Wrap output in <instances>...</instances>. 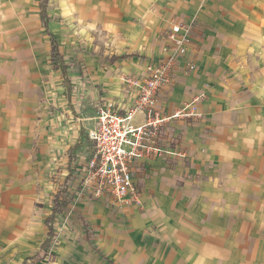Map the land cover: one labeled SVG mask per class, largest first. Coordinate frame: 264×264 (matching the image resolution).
Wrapping results in <instances>:
<instances>
[{"label": "crops", "instance_id": "crops-1", "mask_svg": "<svg viewBox=\"0 0 264 264\" xmlns=\"http://www.w3.org/2000/svg\"><path fill=\"white\" fill-rule=\"evenodd\" d=\"M90 1L88 14H97L107 43L102 58L87 60L82 87L95 108L82 104L76 119L64 94L72 90L69 69L66 86L51 62V34L60 48L50 28L51 0L48 27L40 0L38 9L33 0H0V264H31L42 256L37 264H116L94 246L89 225L106 222L107 212L131 219L159 243L152 245L149 264H264V70L256 71L254 83L244 70L232 77L223 69L224 62L240 61L250 44H264V0H210V10L199 17L204 27L193 9L191 17L160 15L158 1L151 7L139 0ZM35 11L48 41L37 23L32 28ZM193 21L187 54L159 107L172 112L199 96L204 118L164 127L159 144L165 153L135 164L140 203L94 198L82 190L91 149L81 142L97 125V105L109 101L126 113L138 88L125 78L146 76L166 54L171 27ZM143 121L138 114L134 123ZM176 150L187 156L169 153ZM61 191L64 209L43 246Z\"/></svg>", "mask_w": 264, "mask_h": 264}, {"label": "built area", "instance_id": "built-area-1", "mask_svg": "<svg viewBox=\"0 0 264 264\" xmlns=\"http://www.w3.org/2000/svg\"><path fill=\"white\" fill-rule=\"evenodd\" d=\"M194 24V21L174 24L167 33L166 54L148 66L146 76L125 78L126 83L138 88L137 100L126 113H120L109 101L97 105V125L89 132L92 148L81 180L82 190L90 192L94 198L111 195L119 205L140 203L135 164L165 153L159 144L164 127L176 121L204 118V113L196 106L201 99L199 96L172 112L159 107L162 90L173 81L177 66L187 54ZM189 67L195 66L189 64ZM138 114L144 116V121L135 124ZM169 153L187 156L182 150Z\"/></svg>", "mask_w": 264, "mask_h": 264}, {"label": "rangeland", "instance_id": "rangeland-1", "mask_svg": "<svg viewBox=\"0 0 264 264\" xmlns=\"http://www.w3.org/2000/svg\"><path fill=\"white\" fill-rule=\"evenodd\" d=\"M108 1L112 0H94L93 5H103V3H107ZM154 1H158V4L161 6L160 15L163 13L161 10H164L169 11V15L174 17V19L186 16L191 17L194 15L190 12L193 9L195 12L197 11L194 18L198 19L197 21L200 22L201 26L204 27L206 24L199 17L201 11H208L207 7L210 10V0H139L137 4L144 6L146 2H150L149 7H151L150 5H153ZM33 3L35 9H38V0H33ZM91 4L90 0H51L49 6L50 28L59 37L58 41L61 52L64 54V60L69 69V77L72 81L70 96L64 90L65 99H68L73 104L70 110H73L76 119L84 113L81 110L82 104L85 103V107H88L89 110L95 108L94 102H89L85 99L87 94L83 92L82 87L85 84V80L87 81L85 77L87 74V60L95 57L102 58L104 49L101 50L100 47H103L107 43L105 42L103 25L99 20L93 19V16H97V14L92 17L91 14H88L87 8ZM34 15L36 21L33 23L32 28L37 23V30L39 29L42 37L48 41V37L44 33L42 26L40 28L39 14L35 11ZM141 20L145 23L144 18ZM134 21L135 23L140 22L137 17ZM155 28V22H153V28H151L154 30L153 34L156 31ZM257 42H259V45L253 46V44H250V46H247V50L242 53L244 56L240 58V61L224 62V65L218 63V67L223 65L225 74L232 77L238 71L244 70L249 73L251 82L256 83V71L264 70L262 58L264 44H262L261 40ZM43 55L47 56V48L44 45ZM58 75H61V73L59 72ZM55 107L53 106V108ZM76 119L75 121H77ZM83 135L82 145L84 144L83 146L85 147V145L90 144L89 147L91 149L92 145L89 141V136L87 133ZM80 153H84L86 157L89 152L82 150ZM57 181L60 180L58 179ZM105 216L107 217L106 222L89 224L95 236L93 239L94 246L106 253L116 264H149L152 245L157 246L159 243L150 242L148 230L145 228L139 230V228L133 226L131 219L126 220L110 212H107Z\"/></svg>", "mask_w": 264, "mask_h": 264}, {"label": "trees", "instance_id": "trees-1", "mask_svg": "<svg viewBox=\"0 0 264 264\" xmlns=\"http://www.w3.org/2000/svg\"><path fill=\"white\" fill-rule=\"evenodd\" d=\"M50 0H40V12H41V17L42 21L45 27H48V13H47V8L49 5ZM51 36V42H52V55H51V62L54 66L55 69L62 70L63 72V77H64V82L66 86L70 85V79L68 78V67L64 63V58L63 55L60 52V48L57 42V39L54 35ZM123 58V57H114V60ZM70 179V177L68 176ZM64 193V191L58 192V194L55 197V206L53 208L52 213L50 216L47 218V226L49 230L48 238L43 244V246H47L49 241L54 237V229H53V223L55 221V218L58 214L62 213L64 209V202H62L61 195ZM46 256V255H45ZM42 257H38L35 261H33L31 264H37L39 260H41Z\"/></svg>", "mask_w": 264, "mask_h": 264}]
</instances>
